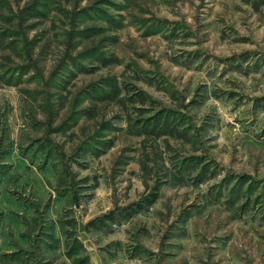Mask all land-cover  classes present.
<instances>
[{"label": "rangeland", "instance_id": "obj_1", "mask_svg": "<svg viewBox=\"0 0 264 264\" xmlns=\"http://www.w3.org/2000/svg\"><path fill=\"white\" fill-rule=\"evenodd\" d=\"M0 264H264V0H0Z\"/></svg>", "mask_w": 264, "mask_h": 264}]
</instances>
